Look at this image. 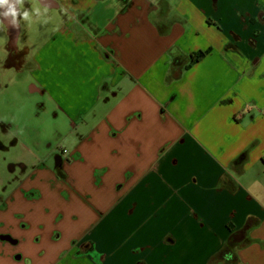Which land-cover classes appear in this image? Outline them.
<instances>
[{"label":"crops","instance_id":"0c3cea01","mask_svg":"<svg viewBox=\"0 0 264 264\" xmlns=\"http://www.w3.org/2000/svg\"><path fill=\"white\" fill-rule=\"evenodd\" d=\"M36 4L65 19L10 67L30 69L67 146L11 144L10 182L26 174L0 190V264H209L249 217L255 242L237 254L264 264V0H23L0 37ZM146 220L143 248H123Z\"/></svg>","mask_w":264,"mask_h":264},{"label":"rangeland","instance_id":"374dc122","mask_svg":"<svg viewBox=\"0 0 264 264\" xmlns=\"http://www.w3.org/2000/svg\"><path fill=\"white\" fill-rule=\"evenodd\" d=\"M65 19V14L62 10H57L53 8H45L40 4H36L32 16H28V21L22 19L21 21V33L18 39L17 47L19 51H25V48L32 50L34 48L32 42L36 44L41 43L44 39H47L59 26V23ZM0 37V110L1 107L8 109L15 117V126L12 121L6 123V128L3 129L2 126L5 125V118L0 111V190L3 189L5 183L3 181H9V189L17 184V182L24 178L26 172L22 168L21 164L15 165L16 174L18 178L15 181H11V170L13 167V162L15 163L14 154H11V144L19 146L21 143L25 146V151L29 154H35L37 156H45L48 151V145H42L40 150L33 147L31 142H29L31 136L38 138H47V142H51L55 149L65 148L67 143L62 141V138L55 133V130L66 131L68 127L66 125L59 124L54 125V121L50 117V112L45 113L41 109V104L43 99L40 97L39 93H32V86L34 85L33 79L30 75V69L25 66L16 68L10 67L14 63L7 62L9 53L5 54V50L9 47L10 37ZM18 126V127H17ZM21 126V127H20ZM55 129V130H54ZM37 132V133H36ZM52 137V138H51ZM46 140V139H45ZM46 143V142H45ZM31 155V156H32ZM36 162V161H35ZM246 179V176L242 181ZM1 194V191H0ZM0 195V203H1ZM143 224L139 231L132 232V236H129L123 243V248L134 253L132 249L143 248L140 246L143 242V238L147 237V220L142 221ZM130 229L134 226V222L127 224ZM138 227L140 225L136 224ZM124 224L121 225L123 228ZM123 248H121L123 250ZM147 253V250H144ZM127 252V251H125ZM122 251L121 258H128V255ZM21 264V263H19Z\"/></svg>","mask_w":264,"mask_h":264},{"label":"trees","instance_id":"16d2710c","mask_svg":"<svg viewBox=\"0 0 264 264\" xmlns=\"http://www.w3.org/2000/svg\"><path fill=\"white\" fill-rule=\"evenodd\" d=\"M216 1V0H215ZM209 24H213V22L209 19ZM174 48L169 49V53L172 54ZM209 50L206 51H198L192 53L188 56L189 62L185 65V69L190 68L196 63L202 61L208 54ZM256 146V142L252 143L244 152H242L236 159L232 160L230 163L231 168H235L241 171L247 163L250 162V153L253 148ZM232 183L229 186L232 193L237 192L239 186L231 179L228 174H224L220 179V184ZM259 226L258 222H255V218L249 217L245 224L237 229L233 224L229 223V236L226 239L223 248L221 251L213 256L209 262V264H241L237 250L241 248H245L250 246L255 242L251 237V231ZM230 257V258H229Z\"/></svg>","mask_w":264,"mask_h":264},{"label":"clouds","instance_id":"9594fccd","mask_svg":"<svg viewBox=\"0 0 264 264\" xmlns=\"http://www.w3.org/2000/svg\"><path fill=\"white\" fill-rule=\"evenodd\" d=\"M23 0H0V6H7V8L3 11L0 12V17H3L5 19L11 18L10 23H15L16 17L18 15L16 5H22ZM25 19L28 18V13L24 12L23 13ZM0 25H2V20H0ZM230 258V257H229Z\"/></svg>","mask_w":264,"mask_h":264},{"label":"water","instance_id":"95a60500","mask_svg":"<svg viewBox=\"0 0 264 264\" xmlns=\"http://www.w3.org/2000/svg\"><path fill=\"white\" fill-rule=\"evenodd\" d=\"M10 19V18H7ZM9 37H10V42L9 46L11 49H16L17 43H18V38H19V30L14 28V30L9 32Z\"/></svg>","mask_w":264,"mask_h":264},{"label":"flooded vegetation","instance_id":"af4514ba","mask_svg":"<svg viewBox=\"0 0 264 264\" xmlns=\"http://www.w3.org/2000/svg\"><path fill=\"white\" fill-rule=\"evenodd\" d=\"M23 57H24L23 51H19V50L16 51V49L10 50L8 61L11 63H15L17 61H22Z\"/></svg>","mask_w":264,"mask_h":264}]
</instances>
